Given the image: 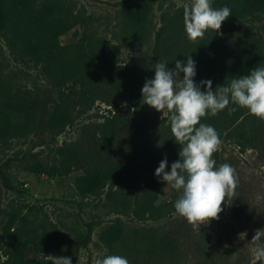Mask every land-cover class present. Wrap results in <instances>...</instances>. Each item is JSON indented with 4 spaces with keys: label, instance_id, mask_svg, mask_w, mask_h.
<instances>
[{
    "label": "trees",
    "instance_id": "16d2710c",
    "mask_svg": "<svg viewBox=\"0 0 264 264\" xmlns=\"http://www.w3.org/2000/svg\"><path fill=\"white\" fill-rule=\"evenodd\" d=\"M191 1V0H189ZM214 8L227 6L231 15L221 29H209L202 39H188L183 24V6L171 13H160V25L153 32L152 58L138 53L125 63L117 61L116 48L105 38L82 32L78 39L61 43L59 37L72 26L84 27L90 16L73 12L61 0H0V38L8 52L36 65L45 85L27 87L3 75L0 66V146L10 140H26L31 147H45L47 158L31 154L28 169L49 177L72 170L74 190L81 200L102 199L105 211L114 217L101 226L97 240L108 255L125 257L129 264H226L236 245L210 240L208 233L176 214L174 204L180 192L168 185L169 198L158 201L159 182L155 170L165 157L171 163L180 159L181 145L172 136L168 117L144 103L142 88L154 78L157 62L175 69V61H195L194 82L211 80L213 90L228 86L235 77L264 67L263 36L246 30L238 35L237 22L264 14V0H211ZM120 33L125 42L144 44L151 5L145 0L121 2ZM264 33V32H263ZM233 47L223 52L225 42ZM7 75V76H6ZM183 77L180 73L179 80ZM205 90L207 85H200ZM98 101L106 108L94 119L81 124L77 136L57 145L56 137L76 119L84 116ZM230 108H235L229 112ZM201 123L212 126L220 140H228L239 150H255L264 160V119L235 104L217 115H206ZM217 166L236 163L218 150L213 154ZM237 175V171H236ZM28 213L33 206L23 205ZM216 222L223 221L227 208L240 226L251 219L244 186L238 182L235 196L226 198ZM172 216V217H169ZM17 219V220H16ZM135 222H159L160 227L132 226ZM16 220V222H15ZM55 227L42 220L33 223L25 214L0 227V264H51L45 257H26L30 245L35 252H67ZM91 232L86 224L84 245ZM68 253V252H67ZM70 255V254H68Z\"/></svg>",
    "mask_w": 264,
    "mask_h": 264
},
{
    "label": "rangeland",
    "instance_id": "374dc122",
    "mask_svg": "<svg viewBox=\"0 0 264 264\" xmlns=\"http://www.w3.org/2000/svg\"><path fill=\"white\" fill-rule=\"evenodd\" d=\"M68 4L73 12L90 16L88 24L79 27L72 26L65 34L59 37L61 43L78 39L84 32H92L96 37L105 38L110 49L116 48L117 61L125 63L138 53L152 58L153 32L161 24L160 13H171L174 9L182 7L189 0H145L151 5L148 27L151 31L147 41L138 45L125 42L120 33L119 8L120 3H130L134 0H61ZM238 35L246 30L260 33L264 41V14L237 22ZM233 40L225 42L222 53L233 47ZM0 66L3 75L24 86L32 84L45 85L46 79L39 72L36 65L27 63L15 54L8 52L3 40L0 38ZM7 76V75H6ZM106 108L96 101L93 108L84 116L75 120L72 126L66 127L56 137L57 145L73 140L77 136L78 127L94 119L95 112L103 114ZM158 112V111H157ZM159 117L163 113L158 112ZM170 115V114H169ZM167 117V116H165ZM218 151L236 163L238 182L244 186L249 204L251 219L244 225H238L230 216L227 208L224 209V218L221 222L211 220L208 224L194 225L203 232L208 233L210 240L224 244L236 245V252L227 260L226 264H264L255 261L252 254L251 241L257 229L264 228V160L255 150H239L228 140H221ZM29 137L26 140H10L6 147L0 146V227L18 215L25 214L33 223L42 220L46 225L55 227L57 237L67 246V252L54 250L53 252H35L28 245L25 256L45 257L65 256L71 257L72 264H94L97 258L108 255L106 248L97 240V233L101 226L107 224L114 216L105 211L102 199L86 198L81 200L74 190V178L78 170H72L63 176L49 177L43 173H35L28 169L31 164V154L36 153L37 158H47L50 151L45 147H31ZM169 198V189L166 181L159 182L158 201ZM23 205L33 206V212L28 213ZM178 213L173 214L176 216ZM169 216V217H172ZM17 220V219H16ZM15 220V222H16ZM159 222H135L127 219L132 226L160 227ZM91 224L88 241L83 245L76 236H83L86 224ZM264 239V238H262ZM70 254V255H68ZM0 259H3L0 256ZM181 264H191L188 260Z\"/></svg>",
    "mask_w": 264,
    "mask_h": 264
},
{
    "label": "clouds",
    "instance_id": "9594fccd",
    "mask_svg": "<svg viewBox=\"0 0 264 264\" xmlns=\"http://www.w3.org/2000/svg\"><path fill=\"white\" fill-rule=\"evenodd\" d=\"M231 15L227 6L214 8L211 0H191L183 5V24L191 41L202 39L209 29L218 31ZM166 62L154 65V78L146 79L142 88L144 103L162 112L170 122L172 136L181 145L180 159L171 163V170L165 171L168 161L165 157L155 170V175L180 192L175 201L176 213L189 224H208L219 219L226 198L235 196L238 177L228 163L217 166L213 154L222 141L210 125L201 123L206 115H217L229 104L248 109L250 114L264 119V67H255L248 75L235 77L228 86L213 90L211 80H202L207 85L201 90L194 82L195 61L187 56L186 62L175 61V69H169ZM180 73L183 77L179 80ZM230 108L229 112L235 111ZM170 114V115H169ZM161 117V118H162ZM260 171H264L262 168ZM264 228L257 229L249 242L255 261L264 262ZM51 264H72L71 257L49 256ZM94 264H129L120 255H106L97 258Z\"/></svg>",
    "mask_w": 264,
    "mask_h": 264
}]
</instances>
